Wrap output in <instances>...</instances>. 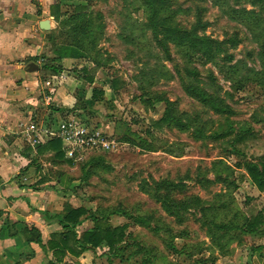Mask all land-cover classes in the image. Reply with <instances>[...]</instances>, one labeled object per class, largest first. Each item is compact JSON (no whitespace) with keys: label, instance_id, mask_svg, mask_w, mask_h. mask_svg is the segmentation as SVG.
I'll list each match as a JSON object with an SVG mask.
<instances>
[{"label":"rangeland","instance_id":"obj_1","mask_svg":"<svg viewBox=\"0 0 264 264\" xmlns=\"http://www.w3.org/2000/svg\"><path fill=\"white\" fill-rule=\"evenodd\" d=\"M79 4L88 5L89 11L95 12L94 17L101 18L98 23L105 26L99 59L108 69L110 78L118 81L119 90L113 101L116 103L112 102L111 107L106 108L111 114L108 118L113 123L125 124L130 133L146 140L154 152L125 143L123 137L115 136L113 132L107 133L119 145L108 153H90L83 163L70 166L71 187L59 194L63 199L59 212L65 205L84 208L108 219L113 227L126 226L127 240L121 256L114 258L106 254L105 248L101 249L106 264H143L148 259L149 264H197L201 258L209 259L206 264H225L234 257L245 263L247 259L244 258H250L254 251L259 249L263 254L264 237L237 232L229 241L213 242L201 213L191 210L184 216V223L179 225L145 191L161 180L182 181L186 196L199 197L205 207L215 203L219 208L229 203L232 211L225 214L227 218L223 211L217 213V222L224 224L234 213H256L264 208V193L257 191L242 168L245 159L264 156L262 91L256 84L240 88L238 83L248 69H261L257 57L259 47L246 25L232 21L223 13L228 6L252 10L250 5H237L235 0H173L171 7L175 12L174 21L180 26L191 27L199 20L207 24L204 32L216 40L223 41L234 34L241 40L237 47L230 49L233 64L242 63L237 74L230 75L231 81L212 64L205 65L199 57L194 59L203 86L210 92L221 89L219 95L234 112L230 119L233 125L239 128L247 124L253 130L254 135L238 146L244 153L240 156L231 151L232 139L216 143L197 141L192 131L155 130L151 126L167 109L165 101L155 102V98H166L175 103L179 112L198 115L213 131L224 123V119L207 112L185 94L177 73V68L184 65L183 58L173 46L169 50L171 60L163 53L151 31L145 28V9L138 0H80ZM81 118L86 120L84 116ZM86 122L90 127L95 125ZM148 131L153 133L152 137ZM217 176L234 182L236 189L216 182ZM139 216H152L151 226L135 224L131 218ZM92 226L93 223L85 221L83 227L89 229ZM156 229L161 230L157 232ZM217 234L220 236L221 232ZM169 243L175 251L170 249ZM241 248L247 250L244 257L237 252ZM129 256L130 259L125 260Z\"/></svg>","mask_w":264,"mask_h":264},{"label":"crops","instance_id":"obj_2","mask_svg":"<svg viewBox=\"0 0 264 264\" xmlns=\"http://www.w3.org/2000/svg\"><path fill=\"white\" fill-rule=\"evenodd\" d=\"M58 7V0H0V264H106L103 247L78 258L67 254L61 263L48 250L53 236L63 233L59 194L71 187L72 169L38 148L56 139L59 123L82 116L106 133H129L125 124L108 118L106 108L119 90L99 57L64 58L55 63L61 70L55 75L43 70L55 58L48 37L58 27ZM47 19L53 23L49 32L39 27ZM83 68L92 83L84 80ZM27 128L39 130L34 148L22 134ZM246 251L237 250L241 257ZM244 259L225 264H264V251Z\"/></svg>","mask_w":264,"mask_h":264},{"label":"trees","instance_id":"obj_3","mask_svg":"<svg viewBox=\"0 0 264 264\" xmlns=\"http://www.w3.org/2000/svg\"><path fill=\"white\" fill-rule=\"evenodd\" d=\"M58 1L59 7L56 15L58 27L48 37L55 58L50 59L49 64H43V70H50L52 75L61 73L55 63L61 62L64 58L99 57V46L105 33V26L97 21L101 18H98L97 15L95 18V12L89 11L88 5L73 4L77 0ZM138 1L145 9V28L151 31L154 41L163 53L171 60L169 50L170 46H173L183 58L184 65L177 68V73L185 94L207 112L219 116L220 120L224 119V123L219 124L213 131L212 128H208L205 123L201 122L198 115L191 116L179 112L175 103L166 98H155V102L165 101L167 109L159 120L152 123L153 129H176L183 133L192 131V136L197 141L209 140L216 143L232 139L229 144L231 151L243 156L244 153L238 149V146L244 144L250 136L254 135L252 128L247 124L239 128L233 125L230 119L234 116V112L226 100L219 95L221 89L218 88L219 90L215 92L208 91L201 82V72L194 66L195 57H199L205 65L212 64L218 68L220 74L231 81L230 75H236L240 64H242L239 62L234 65L233 55L230 54V49L241 43L239 36L234 34L226 40H216L204 32L207 24H202L199 20L191 27L180 26L174 21L175 12L171 8L173 0ZM235 2L237 5L247 3L252 10L247 8L237 10L234 6H228V9L223 13L232 21L246 25L253 34L259 47L257 57L261 67L259 71L248 69V73L241 75V80L238 83L240 88L248 84L259 86L262 91L260 96L263 100L264 109V0H235ZM42 59L45 61L46 58L43 56ZM98 66L100 67V65ZM33 69L37 70L36 68ZM81 73L86 75L84 78L86 82H93V79L88 78L89 72L85 68L81 70ZM141 75L144 73L141 72ZM210 76L212 77V75ZM117 85L118 81L113 79L114 91L118 90ZM95 92L94 90V94ZM76 110L78 109H74L73 112L76 113ZM147 133L149 136H153L152 132L148 131ZM122 137V141L125 143L154 152V148L139 136L129 132ZM46 151L53 153V160L57 165L73 166L74 162L66 159L60 140L54 139L38 148V152L41 154ZM217 163L220 164L221 162ZM242 168L257 191L264 193V156L256 159H245ZM216 182H222L228 187L236 189L234 182H230L229 179H222L221 176H217ZM145 191L161 205L165 214L179 225L184 223V216L191 210L201 213L202 219L205 221L204 225L207 226V233L213 242L229 241L232 239V234L235 235L237 232L245 236L264 237V208L256 213H234L233 218L224 224L217 222V213L223 211L224 217L227 218L225 214L232 211L229 203L219 208L216 207L215 203L213 206L205 207L204 201L199 197L186 196V186L182 181L161 180L154 182L152 187ZM177 195H182L183 198H178ZM217 197L224 198L222 195H217ZM115 212L119 213L118 210ZM57 218L63 233L54 235L51 242L48 243V250L53 254L55 263H61L67 254L78 258L86 252H95L102 247L105 248L106 254H110L114 258L121 256V250L127 240L126 226L113 227L106 218L91 214L84 208H73L68 205H65L64 210ZM208 218H212V220H208ZM131 219L137 225L150 227L153 217L139 216ZM85 221H90L93 226L84 229ZM156 230L159 232L161 229ZM167 232L170 233V230ZM217 232H221V235L218 236ZM169 247L175 251L171 243H169ZM130 257L125 260L128 261ZM208 261V258H201L197 264H206ZM149 263L150 259L143 261V264Z\"/></svg>","mask_w":264,"mask_h":264},{"label":"built area","instance_id":"obj_4","mask_svg":"<svg viewBox=\"0 0 264 264\" xmlns=\"http://www.w3.org/2000/svg\"><path fill=\"white\" fill-rule=\"evenodd\" d=\"M38 131L35 128L22 131L33 148L40 144ZM55 137L62 142L66 159L74 163H83L90 153L111 152L119 145L118 141L104 130L90 127L80 118H71L59 123Z\"/></svg>","mask_w":264,"mask_h":264},{"label":"water","instance_id":"obj_5","mask_svg":"<svg viewBox=\"0 0 264 264\" xmlns=\"http://www.w3.org/2000/svg\"><path fill=\"white\" fill-rule=\"evenodd\" d=\"M39 27L42 31L49 32L53 29V23L51 20H43L40 22Z\"/></svg>","mask_w":264,"mask_h":264}]
</instances>
